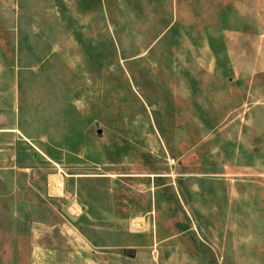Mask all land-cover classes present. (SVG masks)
Returning <instances> with one entry per match:
<instances>
[{
    "label": "rangeland",
    "instance_id": "1",
    "mask_svg": "<svg viewBox=\"0 0 264 264\" xmlns=\"http://www.w3.org/2000/svg\"><path fill=\"white\" fill-rule=\"evenodd\" d=\"M0 264H264V0H0Z\"/></svg>",
    "mask_w": 264,
    "mask_h": 264
},
{
    "label": "crops",
    "instance_id": "2",
    "mask_svg": "<svg viewBox=\"0 0 264 264\" xmlns=\"http://www.w3.org/2000/svg\"><path fill=\"white\" fill-rule=\"evenodd\" d=\"M68 210H69L71 213H73V214H77L79 208H78L77 205H75V204H71V205L68 207ZM130 225H131V228H132V229H136V228H139V227L141 226V223H139L138 221H132ZM174 236H176V235H174ZM174 236H173V237H174Z\"/></svg>",
    "mask_w": 264,
    "mask_h": 264
}]
</instances>
